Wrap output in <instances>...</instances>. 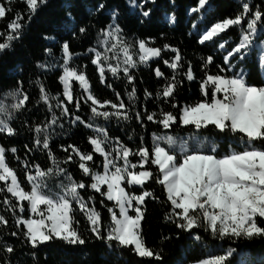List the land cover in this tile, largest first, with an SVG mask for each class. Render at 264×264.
Instances as JSON below:
<instances>
[{
	"label": "snow or ice",
	"instance_id": "1",
	"mask_svg": "<svg viewBox=\"0 0 264 264\" xmlns=\"http://www.w3.org/2000/svg\"><path fill=\"white\" fill-rule=\"evenodd\" d=\"M125 3L130 10H137L141 25L151 22L156 0ZM170 3L174 7L175 0ZM208 3L198 0L189 12L199 13ZM49 5L50 0H0V20H8L6 29L0 30V60L16 55L17 45L23 44L34 19ZM63 11L62 30L67 38L42 34L49 43L43 47V59L32 62L36 79L29 77L38 89L36 104L45 107V119L39 123L25 121L34 135L32 146L24 147L45 155L50 166L35 163V156L21 161L17 147L0 144V203L12 217L9 226L8 217L0 214V264H41V252L47 264V251L53 248L80 254L78 264H94L91 259H83L90 255L87 249L92 240L105 245V252L112 258L130 252L147 258L139 264H164L163 249L155 250L145 239L142 221L146 198L166 205L164 222L177 230V240L184 234L207 255L185 264H251L243 258L239 244L264 241V80L250 82L257 70L264 74V0H239L234 16L198 31V43L210 42L220 54V62H216L215 53L199 58L203 72L199 89L204 99L182 107L176 99L177 89L185 80L192 82L197 77L193 62L178 46H157L153 37L130 38L119 23V7L109 6L107 0H96L87 20L78 18L71 3ZM167 19L170 25L177 23L174 11ZM230 29L236 33L235 40L221 36ZM88 39L94 44L85 55L73 50L72 41ZM82 59L95 66L99 82L113 89L118 102L94 95L88 65L78 63ZM150 61L156 64L152 71L157 80L163 78L162 87L155 94L145 89L144 100L159 101L160 106L159 111L145 107L141 112L136 107L138 89L133 70L149 66ZM160 61L170 70L168 75L159 66ZM213 66L216 72L211 71ZM11 70L19 78L14 86L0 92V135L5 138L17 136L13 122L32 111V97L24 89L23 62L14 64ZM108 73L114 78L111 83ZM50 74L62 86L55 96L40 79ZM117 79L130 89L127 104L115 91ZM164 104L175 111L165 110ZM83 111L90 115L82 117ZM113 119L125 126L135 121L145 129L146 122H151L159 131L152 132L150 147L141 135L133 149L119 136L109 134L105 124ZM65 120L90 130V151L61 144L66 155L63 159L56 155L53 137L57 128L64 129ZM100 120L104 123H97ZM174 126L185 130L186 135L171 131ZM128 139L133 137L129 135ZM8 154L22 165L24 180L17 168L10 166ZM97 154L102 158L99 165L94 159ZM130 157L138 159L133 162ZM70 164L77 166L79 180L69 170ZM149 181L160 186L163 201L146 187ZM78 216L84 220L83 231ZM5 237L19 241V253L16 243ZM171 239L172 235L161 237L162 242ZM112 258L103 264H120Z\"/></svg>",
	"mask_w": 264,
	"mask_h": 264
},
{
	"label": "trees",
	"instance_id": "2",
	"mask_svg": "<svg viewBox=\"0 0 264 264\" xmlns=\"http://www.w3.org/2000/svg\"><path fill=\"white\" fill-rule=\"evenodd\" d=\"M109 6H118L121 13V18L119 23L125 29L126 33L130 38L132 37H153L156 40V45L160 46L164 43L172 44L173 46H178L181 49L182 55L188 60L193 62L194 70L197 79L188 82L185 80L182 87L177 89L176 99L179 101V105L182 107L185 104H194L198 101L204 99L200 93L199 82L203 76V72L199 67V58L206 57L209 54L215 53V60L217 63L220 62V54L216 52V49L210 42H206V45H200L198 43V31H202L205 27H211V25L219 20L227 17H232L239 10V0H209V3L202 9L199 13H190L189 9L196 7L198 5V0H175V5L170 3V0H156V5L153 6V14L150 23L141 25L136 17L137 10H130L125 3V0H107ZM250 3H260L261 0H249ZM71 3L74 6L75 14L78 18L83 20L88 19V12L90 6L96 3V0H50V5L48 8L42 12L37 19H34L31 30L25 36L22 45H17L16 55L0 60V92L5 91L16 84L17 74L12 71V66L18 62H23L24 72L22 78L24 81V89L27 91L32 99L29 102V108L32 109L31 112H25L19 115V118L13 122V127L18 130V135L10 138H5L0 135V144H4L6 147L15 146L18 149L17 155L20 160L29 159L32 157H37L35 163L41 164L42 167L50 166V161H48L45 155L41 153L29 152L28 149L24 147L25 144L32 146L33 133L29 132L26 120H30L33 123H39L45 119V107L43 105H37L35 97L38 89L35 84L31 83L29 77L31 76L33 80L36 79L34 75L35 70L32 68V62L36 59H43L42 52L43 47L49 42L42 39V34H51L61 39V37L67 38V32L62 30V25L64 21V11L63 9ZM16 8H21V5H14ZM175 12L177 17V23L170 25L167 19L168 15ZM8 19H11V14H9ZM8 20H0V30H5ZM196 25V27H193ZM94 33V30H91ZM224 38H230L231 40L236 39V33L233 30H229L228 34H221ZM219 39V38H217ZM94 40L88 39L81 42L72 41V48L74 51L79 52L82 56L86 54V49L93 46ZM165 58L167 57V54ZM258 55V54H257ZM58 56V53H57ZM252 59V57H250ZM80 65L87 64V75L91 79V84L93 88L94 95L101 100H112L116 101L113 93V89L107 88L102 85L98 80V73L94 71L95 66L91 65L90 61L87 59H82L78 62ZM156 64L152 61L149 62V66L141 65L140 68L134 69L133 72L136 75V87L138 89V101L136 102V107L143 112L145 107L148 111H159L160 102L159 101H145L144 100V90L147 89L153 94L162 87V79L160 81L154 75L152 69ZM159 66L165 72V75L170 73V70L163 65L162 61L159 62ZM212 72H216V68L213 66L211 68ZM123 74L121 73V76ZM43 79L46 86L48 87L51 95H57L61 90L62 86L58 83L55 75H49L48 77H40ZM108 82L113 81L111 73L107 74ZM264 80V74L259 70L253 73L250 82L259 83ZM115 91L121 93V97L124 99L125 103H128L127 92L128 86L126 83H122L121 80H115ZM80 89L78 85L76 86V92L79 93ZM55 103V101H53ZM167 111H175L171 109L169 105H162ZM39 108L37 112L36 109ZM87 106H85L86 108ZM82 117L90 115V113L83 111L80 113ZM97 123L103 124L102 120L97 121ZM105 127L109 129V134L111 136H119L129 147L135 149L139 143V137L144 136L146 141V146H151L152 143V132L159 131L157 125L146 122V129L142 128L135 121H132L130 125L125 126L123 122L117 123L115 119L111 121L110 124H105ZM171 131L179 133L180 135H186V131L180 127L174 126ZM57 135L53 137L52 148L56 155L63 159L66 155L61 149L60 145L63 144L67 146L68 144H73L80 147L84 151H90L91 146L87 143V136L90 130L83 128V126H73L70 125L66 120L64 121V129H56ZM133 137L132 140L128 139V136ZM223 140H221V152L224 151ZM96 164L99 165L102 158L97 154L94 157ZM130 159L135 162L137 157H130ZM8 162L10 166L17 168L18 175L21 180H24L23 167L18 161L11 155L8 154ZM91 163V162H89ZM69 170L75 175L77 180L80 179V174L78 168L75 164H70ZM101 170L102 169H98ZM146 187H151L156 196L160 197V200H164L161 188L159 185H155L152 181H149ZM99 197V194H96ZM3 197L0 196V200ZM111 203V202H109ZM146 212L145 219L142 221V226L145 234V239L150 247L159 251L163 249L162 255L164 257V264H185L186 261H192L198 258H207V255L201 250L199 246L187 239L184 234H181L179 240L175 238L174 226L171 224H166L164 222V213L167 207L164 203L156 202L150 198H146L145 201ZM99 207V206H98ZM0 214L5 215L9 219V226L12 224L11 213L6 212L2 203H0ZM26 215H28L26 213ZM103 216L105 221H107V211L103 210ZM78 218L81 220V231H83L84 220L82 217ZM4 231H7L5 229ZM87 235V234H86ZM162 235H172L173 239L168 241H161ZM9 239V242H15L18 248V253L20 251L19 241L15 238L5 237ZM227 245H225L226 247ZM106 246L102 245L100 241L92 240L89 242V257H83V259H91L94 264H103V261L109 258L110 253L105 252ZM219 251V249H217ZM239 251L243 258L251 262V264H264V241L255 240L250 242H241L239 244ZM41 264H44L45 253L41 252L39 254ZM81 255L71 252L61 251L57 248L49 249L47 251V264H60L61 261H71L72 264H78L81 260ZM21 259H25L21 257ZM114 261L119 260L120 264H139L141 260H147V258H139L134 256L130 252H125L122 256L112 258ZM159 264V262H155Z\"/></svg>",
	"mask_w": 264,
	"mask_h": 264
}]
</instances>
